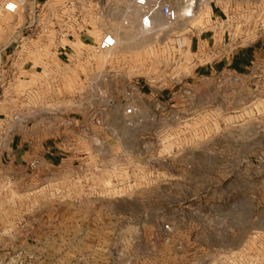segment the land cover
<instances>
[{"label":"rangeland","instance_id":"rangeland-1","mask_svg":"<svg viewBox=\"0 0 264 264\" xmlns=\"http://www.w3.org/2000/svg\"><path fill=\"white\" fill-rule=\"evenodd\" d=\"M3 1L5 63L4 53L21 49L22 33L4 27L19 17L5 13ZM50 3L29 32L45 54L75 23L96 42L76 47L89 57L79 62L74 87L64 82L53 99L46 84L30 100L47 110L75 93L77 148L92 154L0 180V264H228L231 246L264 217V50L242 73L226 67L200 75L216 60L196 61L187 46L174 54L164 23L158 19L151 33L138 17L133 26L136 13L122 0ZM184 24L177 28L187 31ZM103 32L116 46L96 51ZM129 100L135 118L122 114Z\"/></svg>","mask_w":264,"mask_h":264},{"label":"crops","instance_id":"crops-1","mask_svg":"<svg viewBox=\"0 0 264 264\" xmlns=\"http://www.w3.org/2000/svg\"><path fill=\"white\" fill-rule=\"evenodd\" d=\"M258 1L261 0H212L209 7L213 13L222 14L228 9V5L246 6ZM49 3L50 0H41L36 8L27 6L15 14L7 13L12 17H19V20L7 22L4 27L8 30L18 29L22 34L17 40L21 49L3 54L6 71H14L13 82L3 91L0 90V126L4 125L10 133L0 152V180L3 181L16 180L18 172H21V178L41 175L46 170H55L64 164L73 165L78 159L87 158L92 154L91 149L77 148L78 140L83 138L76 132L75 117L70 115V105L75 93L68 92L67 99H63V106L56 104L47 110L36 108L30 100L31 95L38 93L46 84L53 91V99L55 93L59 94L64 82L74 87L78 64L87 61L89 57L86 53L77 52L76 47L85 49L96 42L87 29L75 23L70 28L68 37L60 39V48L45 54L37 39L29 37V32L39 28L41 22L38 17L44 15L51 4ZM126 12L127 10L123 9L120 14L126 15ZM133 16V26H137V14ZM185 39L188 42L186 46L193 50L196 46H205L208 36L191 33L186 35ZM10 41L13 46L15 42ZM263 50L264 37L237 50L229 59L216 60L213 64L201 66L196 73L214 74L226 67L242 73ZM84 94L87 95L80 93V98ZM88 98H84L85 107L92 105ZM122 99L123 97L108 100L107 104L111 105L114 101L118 103ZM56 100L61 101V96H57ZM231 248L229 252L235 260L241 259L244 264H264V217L261 218L259 227L251 229L240 245H232Z\"/></svg>","mask_w":264,"mask_h":264},{"label":"built area","instance_id":"built-area-1","mask_svg":"<svg viewBox=\"0 0 264 264\" xmlns=\"http://www.w3.org/2000/svg\"><path fill=\"white\" fill-rule=\"evenodd\" d=\"M41 0H4L1 9L5 13L15 14L20 9L30 6L36 8ZM127 8L134 11L138 17L139 28L152 32L156 21L161 20L166 30L172 36L170 48L175 53L186 47L184 38L187 34L197 30V34L209 31L207 44L196 46L191 51L196 61L229 59L239 49L249 46L264 37V0L247 4L246 6H227L222 14L210 11L205 14L206 0H122ZM212 0H208L210 3ZM203 19L199 26L189 25L190 21ZM179 22L187 26V31L177 28ZM20 44L21 41L19 42ZM116 38L111 32H103L95 45L96 51H107L116 46ZM16 44L15 46H17ZM21 47V46H20ZM17 48V47H16ZM14 71H6L0 54V90L3 91L8 84L13 82ZM123 116L135 118L137 108L132 100L124 104ZM9 129L0 126V152L9 138ZM164 228H168L165 224ZM228 264H244L241 259L234 256Z\"/></svg>","mask_w":264,"mask_h":264},{"label":"bare ground","instance_id":"bare-ground-1","mask_svg":"<svg viewBox=\"0 0 264 264\" xmlns=\"http://www.w3.org/2000/svg\"><path fill=\"white\" fill-rule=\"evenodd\" d=\"M164 25H165V24H164ZM164 28H166V26H165Z\"/></svg>","mask_w":264,"mask_h":264}]
</instances>
